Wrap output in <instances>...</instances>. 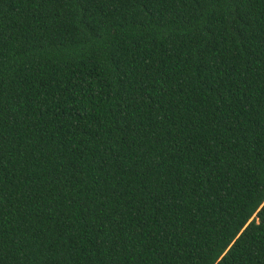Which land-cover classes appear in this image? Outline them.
<instances>
[{"label": "trees", "instance_id": "1", "mask_svg": "<svg viewBox=\"0 0 264 264\" xmlns=\"http://www.w3.org/2000/svg\"><path fill=\"white\" fill-rule=\"evenodd\" d=\"M0 264H264V0H0Z\"/></svg>", "mask_w": 264, "mask_h": 264}, {"label": "snow or ice", "instance_id": "2", "mask_svg": "<svg viewBox=\"0 0 264 264\" xmlns=\"http://www.w3.org/2000/svg\"><path fill=\"white\" fill-rule=\"evenodd\" d=\"M113 35H115V34H113Z\"/></svg>", "mask_w": 264, "mask_h": 264}]
</instances>
